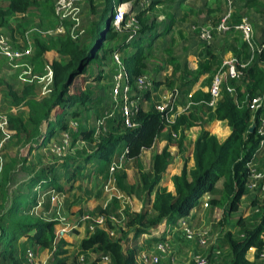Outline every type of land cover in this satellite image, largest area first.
<instances>
[{
  "label": "trees",
  "instance_id": "obj_1",
  "mask_svg": "<svg viewBox=\"0 0 264 264\" xmlns=\"http://www.w3.org/2000/svg\"><path fill=\"white\" fill-rule=\"evenodd\" d=\"M138 0H116L113 4L107 0L106 12H109L105 29L100 32L94 42L88 46H83L80 42L73 40L68 32L64 34H54L47 38L36 36L34 38V54L30 57V62L39 67L43 63L50 65L52 70V85L50 92L42 97H38L35 92L34 83L23 86L20 92L7 85L10 104L17 108L16 113L9 114L7 120V132L9 136L15 138L16 144L33 151L35 147L46 143L58 130L67 128L66 111L67 107L75 104L88 108L97 102L93 98L89 88L70 93L74 78L86 72V68L91 63L99 64L101 58L98 53L106 50V43L117 38V31L111 24L114 7L120 3ZM111 2V5H110ZM159 0H152L149 6L136 13V18L140 24L139 34L141 37L131 42L119 44L114 48L126 49L135 48V51L125 55L122 61L130 76L140 75L145 67V53L143 51L144 37L154 39L159 34L152 32L156 27L153 20L147 15L152 7ZM256 0H247L246 4L255 7ZM110 7V8H108ZM31 9H37L41 14H54L53 0H8L6 6H0V26L7 27L9 21L17 13L27 14ZM21 19L18 27L26 21ZM97 25V24H96ZM169 30V27L165 31ZM143 35V39H142ZM151 42L149 43L150 46ZM54 50L58 59L48 57L47 52ZM210 54L213 59L214 55ZM234 54L238 60L246 61L250 57L248 45L241 41L238 48L234 49ZM258 61H264V51H255L252 62L245 68H241L244 74L242 80L230 79L228 84L235 87V96L228 93L225 88L222 90L221 98L216 107L210 113L209 119L225 120L230 127L229 136L219 141L218 138L205 130L202 126L198 136L193 142L192 158L193 165L187 167V159L179 174L171 177L174 191H168L165 187L159 186L162 174L170 163L171 154L168 146L152 157L151 169L146 171L140 160L143 149L149 148L154 143L159 133L167 126L164 114L157 111L153 106L147 110L139 107L134 117L136 126L133 128L122 127L121 121L117 125H111L108 132L100 134L95 144L96 151L91 157L101 160L103 168L111 162L114 154L119 148L124 149V157L135 160L139 171L140 188L143 193L151 194L154 198L151 204L153 213L147 211L128 212L127 228L134 231V236L145 232L148 228L160 224L163 220L174 223L178 218L187 216L190 210L198 205L201 196L206 192H214L216 184L221 181L220 196L211 198L210 205L219 206L223 209L225 216L238 210L241 198L247 193L246 182L249 178L248 164L255 154L259 141L264 135L257 133L256 127L249 131L252 123H258L259 116H264V105L254 115L251 120V113L247 103L250 97L264 89V70L258 65ZM211 61L207 60L194 71L185 69L186 75L193 77L186 82L185 89L189 90L192 83L198 76L211 68ZM40 70V69H39ZM173 82H169L172 85ZM187 93V91H186ZM209 94L200 90L192 94L193 100H206ZM59 108L55 113V118L50 117L53 110ZM75 116L77 112H71ZM197 116L193 112L176 116L171 129L177 133L176 145L181 153L184 152L185 128L196 125ZM46 123V130L42 132V125ZM83 141H94V130H78ZM171 138V136H169ZM169 138L168 142H171ZM68 157V156H67ZM70 158V157H69ZM86 159V158H85ZM84 159V160H85ZM26 161V156L16 155L9 157L0 169V264H21L28 246H33L38 250H53V259L49 264H80L74 258L68 261L67 250L63 248L66 244L64 239L54 243L55 224L53 220H43L33 215L29 207L35 204L34 197H31V190L37 185L49 186L57 192L63 190V186L54 178L46 176L44 170L36 171L23 184L25 189L18 190L10 197V183L12 174L19 164ZM72 165L69 160L63 162L62 166L68 168ZM82 166H73L74 171H78ZM52 172L51 169L47 171ZM119 184L125 180V173L118 172ZM134 185H132V188ZM255 199L252 204H256ZM257 223H249L245 218L239 217L235 224L238 226V233L234 234L226 230L223 234V241L229 250V260L227 264H256L255 260L247 258L248 250L253 247L255 255L264 247V206L259 212ZM80 250L92 251L96 254L89 264H98L103 256L108 257V264H136L135 250L124 249L122 238H111L102 230L97 229L90 235L84 237L79 244Z\"/></svg>",
  "mask_w": 264,
  "mask_h": 264
},
{
  "label": "rangeland",
  "instance_id": "obj_2",
  "mask_svg": "<svg viewBox=\"0 0 264 264\" xmlns=\"http://www.w3.org/2000/svg\"><path fill=\"white\" fill-rule=\"evenodd\" d=\"M111 1L114 4L116 0ZM145 1L146 0H144V2ZM171 1L172 0H165V2L163 1L164 3H162V6L154 5L152 9L147 13V15L150 17V21L153 20L155 22V25H157L156 29L158 30L163 28L159 27V24L162 21L168 20L166 14H170V11H173L174 9L175 3L170 4ZM235 1L237 2L236 8L238 9L240 7L239 1ZM256 1L257 2L255 3V7H252L253 12H256V14H254L253 17H249V20L251 21L253 27L261 28V26L263 27L264 24V0ZM151 2L152 0H149V3ZM240 2L244 3L245 1L243 0ZM7 3L8 0H0V6H6ZM202 3L203 0H188V3H184L186 4L185 6L191 8L192 11L196 10L195 13H185V15H188V17L191 19L190 25H196L197 23L202 22L204 18L203 16L205 15L207 16L205 22H208L211 25H216L221 16L225 14V11L223 12L219 8H214L211 10L209 9V11L211 12L208 11L207 13H203L204 9H198L199 4ZM247 4L245 6H247ZM82 8L83 24L87 29V36L80 41V44L83 46H88L92 42H94L97 35L105 29L110 9H108V13L105 11L107 8V0H86ZM132 8L135 12L143 10V6H139V4L132 5ZM206 9L208 10V8ZM25 18L27 20L18 29L19 31L21 30L22 33L26 28L32 25L39 27L43 31H46L47 28L54 27L56 22L58 24V21L53 13L41 14L37 9H31ZM13 23L16 24L17 20H14ZM7 27L9 29H12L10 27V24ZM139 30L140 29H138L136 32V37H133L130 40H128V35L133 31L132 26L127 30H123V32H118L117 38L114 41L105 44V46L107 47V51H99L98 55L101 58L100 63L89 64L86 68L85 73L79 74L74 78L73 85L70 88V93H77L78 91L84 90V88H89L92 91L93 98L96 99L97 102L89 106L88 108L81 107L77 104L66 108V111L68 113L65 117L67 120V128H69L71 144L65 156H58L51 150V145L53 143L57 144L61 142L63 130L56 131L50 140H48L44 144H41L40 146L35 147L33 151H28L27 148L21 147L19 144H16V140L5 141L0 147V156L4 158V160L8 159V157L10 156L19 154L21 156H26V161L19 164L16 171L12 174L9 189L10 197L12 194L20 190V188L24 190L25 187L23 186L24 182L22 180H28V178H30V176H32L36 171L44 170L47 177L52 179L54 178V180H56L59 184L65 186V190L57 192V190L49 186L39 184L37 185L39 186L38 188L37 186L35 187L37 188V190L33 189L30 192L31 197H34L36 205H33V207H29V211L33 215L40 217L43 220L55 221V227L60 222L70 224L71 222L78 221L79 217L83 213L89 212V209L86 207H82V210L78 207L82 206L83 201L85 202L88 199L95 200L97 202L93 207V211L89 213L114 214L117 218H119V220L124 222L125 225L129 219L127 216V211L141 212L145 211L149 206L147 195L143 194L140 188L139 171L135 160H125V158H122L123 162L121 160L122 163L120 162L118 167L115 168L113 172H109V175L111 173L112 174L110 175V177L106 178V172H104L106 171V168H103V165H100L99 170L97 172H94V168H96L98 164H102L101 160L96 157H91L92 154H94V152L96 151L95 144L99 135L108 132V130L111 128V125H117L118 123H120L121 119L119 110L115 106V102L112 101V96L110 94L113 81L112 74L113 72H115V65L113 64L112 54L117 49L109 50V48H114L119 44L131 42L135 39L138 40L141 37V34H139ZM4 31L7 34L9 33L6 29H4ZM197 34V30L191 31L190 29L189 31H186L185 37L183 39L178 38L177 35L173 39H169L167 37L161 40L157 38L150 40L147 39L148 37L145 35L144 43H142L144 44L143 51L145 53V67L141 70L142 75L145 74L154 82H160L163 87H166L168 89L174 86L182 89V87L184 86L183 82L189 80L191 76L185 74V67L176 63V56H186L190 61L188 63L191 66V62H202V60L206 57V53H200L201 50L204 52H207V50H209L210 52H213L215 54V58L212 62L214 73V71H217L222 67V61L224 58H226L225 60H227L234 57L231 49L233 48L234 44H237L241 40L239 34L236 32L223 37H218L215 34L212 44L206 45L199 42ZM36 36H39V34H33L32 38L34 39ZM47 37L48 36H43L41 38ZM150 42L151 44L149 46ZM118 51L122 59L125 53L130 54L135 51V48H132L130 46L126 49H119ZM171 52L173 55H171ZM191 52H193V55L191 54ZM43 68L44 69L42 70V73L44 72L45 74V63H43ZM2 77L0 79H2ZM6 78L9 80L8 82L9 84L11 83L13 88L18 91L21 89V85L12 78L11 74ZM170 81L173 82L172 85L169 84ZM4 82L7 81L4 80ZM138 102L139 106L142 109H149L151 106L159 102V97L157 95H154L152 98H149L147 100V103H144L143 93L141 92ZM10 106L11 104L9 103V100L2 99L0 103V112H2V114L4 115L12 114L13 112L9 111ZM58 111H60L59 108L53 110L50 117L54 119L55 113H57ZM71 112L77 113L75 116H72ZM199 115L201 116V119H204L203 115H205L206 120H208L210 113H208L207 110H200ZM98 120H102V123H100V125L97 123ZM197 120L198 118L196 119V121ZM69 121H72L73 123L75 122L76 125L70 128ZM42 129L46 130L45 125L42 126ZM82 129H93L95 140L82 142V135L81 133H78V130ZM0 138H2L1 132ZM158 139H160V137H158ZM170 139L171 142L169 143H176L177 136H175V138L171 137ZM121 148H119V151L121 150ZM187 150L188 148L185 147L183 153V155L185 156H181L183 158V161H185V157H187ZM117 153V155L121 154L119 152ZM66 160H69V162L72 163V165L68 168L62 166L63 162H65ZM140 160L142 162V165L144 162L147 168L150 166V161L146 158H143V153ZM77 164L83 166V169L74 171L73 166ZM189 164L191 163L189 162V160H187V167L190 166ZM47 169H51L52 172H50V170L48 172ZM126 169L128 171H126ZM120 171H123L125 173V180H122L123 182H121V184H119L116 175ZM132 185H134L133 188ZM217 191L218 190L215 189L214 192L216 193ZM47 192H51V194L49 193V195ZM50 196H54L53 199H51ZM210 197L212 198L211 195ZM254 200L241 201L238 210L229 213L228 216H225L223 214V211H221L220 219L216 222V224H214V226H223V229L225 231L230 229L233 230V227H231L230 225L231 222L235 224L236 220L241 217L242 214H244L246 211H249V215L247 217L241 218L247 219L249 223H257L258 215L255 214L250 208ZM255 202H258V199ZM210 213L211 214L205 219V224L209 223L210 220L214 221L215 219L212 217V212ZM124 231L122 230L119 232L118 238L122 236V232ZM237 233L238 229L234 231V234ZM79 242L78 240H76L72 244L74 246H77ZM28 247L32 246L29 245ZM70 250V253L67 254L68 261H72L74 258L79 261V257L75 256L77 248H70ZM47 253L49 254L46 259L49 263H51L53 258V250H49ZM226 258L227 255H223V262Z\"/></svg>",
  "mask_w": 264,
  "mask_h": 264
},
{
  "label": "built area",
  "instance_id": "obj_3",
  "mask_svg": "<svg viewBox=\"0 0 264 264\" xmlns=\"http://www.w3.org/2000/svg\"><path fill=\"white\" fill-rule=\"evenodd\" d=\"M86 0H54L53 10L54 15L58 21L57 26L54 29L43 31L37 26H29L23 31L22 41H20L19 47H14L10 36L4 31V27L0 26V56L6 59L8 68L15 71L17 78L20 82L26 84H33L41 82L38 89L37 96L42 97L47 95L51 90L52 85V70L49 64L45 63L46 72L42 76H38L33 71V64L30 62V57L34 54V39L33 34H39L41 37L50 36L54 34H64L66 31L69 36L80 42L87 36V29L83 24L82 7ZM227 10L225 14L221 16L219 21L215 25V29L218 33H224L231 29L238 30L243 41L248 45L250 57L246 61L238 60L236 57H232L224 61L222 67L217 70L213 75L209 87H208V99L204 100L206 106L211 109L216 107L218 100L221 98L223 88L233 96H235V87L228 84L230 79L242 80L244 74L241 68H245L249 63L252 62L255 51L258 53L264 51V39L257 41L254 37L253 27L247 17H242L239 22L231 23L230 16L233 12L234 0H226ZM144 9L149 6V1H138L136 3L124 2L118 4L112 13V25L114 30L117 32H123L132 26V33L128 35V40L136 37V32L140 29V24L136 18V13L132 5L141 4ZM23 13H17L15 16H23ZM199 37L204 42H210L211 40V29L209 27H202L199 32ZM112 60L115 65V72L113 75L112 87L110 94L112 101L115 102V106L118 108L121 116V126L133 128L136 126L134 117L139 110V99L140 93L153 89V81L144 75L130 76L125 68V65L119 55L118 51H114L112 54ZM258 65L264 70V61H258ZM224 67V69H223ZM43 83V84H42ZM179 90L178 88L171 89L166 96H164L157 104L154 105L155 109L164 114V119L167 124L173 123L175 119V113L178 111L176 101L178 99ZM191 95H188L190 98ZM192 104L189 100L186 108ZM264 105V89L257 92L254 96L250 97L247 103L248 109L251 113V120L254 119L255 113ZM6 120V117H4ZM97 123L100 125L102 120H98ZM256 124L257 133L264 135V116L260 115L258 123ZM70 128L74 127L76 123L69 121ZM253 124V123H252ZM7 132V129H5ZM84 142V141H82ZM71 144L69 136V128L62 131V138L60 143H53L51 150L58 156H65L67 150ZM264 148V137L260 139L257 150L253 157ZM125 152L121 155L124 157ZM252 157V158H253ZM120 163L112 162L109 166V172H113ZM249 167V178L246 182V194L253 195L254 199H258L256 204H251V210L253 212H259L260 208L264 206V172L259 171L253 167L251 161L248 164ZM112 174V173H111ZM110 174V175H111ZM36 187V186H35ZM33 188L37 190V188ZM52 191V190H51ZM48 194L51 192H47ZM53 193V192H52ZM49 194V195H50ZM53 195V194H52ZM201 205L208 207L210 205L209 200L211 199L208 192L204 193ZM53 199L54 196H50ZM252 199V200H254ZM261 201V202H259ZM79 220L82 224H85L88 231L87 235H90L97 229L104 230L109 237L117 239L120 231L126 229L124 222L119 220L114 214H91L89 212L83 213ZM72 229L67 223H58L55 227V238L54 243H57L63 235ZM178 229L182 232L186 240H195L197 245L201 248H208L212 244L210 252L197 251L192 254V264H224L222 249L220 244L213 243L212 234L209 227H193L183 217L178 221ZM156 249L158 252L164 254L168 250V244L160 242L157 244ZM251 249V248H250ZM249 249V250H250ZM54 250V249H53ZM255 249L250 256V260H255L256 264H264V247L258 252V256L255 255ZM138 258L149 260L150 262L157 264L161 258L158 255H152L150 257L145 254H139ZM249 259V258H248ZM79 260L82 261L83 257L79 256ZM102 261H108L107 256H103ZM21 264H43L37 259L34 250L30 247L26 249L24 259Z\"/></svg>",
  "mask_w": 264,
  "mask_h": 264
},
{
  "label": "crops",
  "instance_id": "obj_4",
  "mask_svg": "<svg viewBox=\"0 0 264 264\" xmlns=\"http://www.w3.org/2000/svg\"><path fill=\"white\" fill-rule=\"evenodd\" d=\"M138 1L140 2V1H144V0H138ZM147 1H149V0H147ZM163 1L165 2V0H159V2L157 4H155V6H158V5L162 6V3H164ZM238 1L240 4V7L237 9L236 8L237 2L234 0L233 12L230 16V22L231 23L239 22L242 17H247L249 19V17H253V15L256 14V12H253V8L251 6L250 7L248 5L245 6L246 5L245 3L247 0H244L245 1L244 3L240 2L243 0H238ZM173 3H175L173 11H170V14H166L168 17V20L162 21L159 24V27H163V28L158 30L155 27L154 30L152 31V32H155L156 34H159L155 38H157L159 40L165 39L167 37L169 39H173L174 37H176L178 35L177 36L178 38L183 39L185 37L186 31H189L191 29V31L197 30L198 31L197 37H198L199 42L207 45V44H212L215 34L218 37H220V36L223 37L226 35H231L232 33L236 32L239 34V36L241 38V40L237 44H234L233 48L231 49L233 52V56L236 57L234 54V49H237L240 42L243 41L242 35L238 30L231 29V30L226 31L222 34L218 33L215 29V25H211L210 23L205 22L206 17H207L205 14H203L205 16L202 15L204 17L202 22L197 23L196 25L195 24L190 25L191 19L188 17V15H185V13H188V14H190L192 12L195 13L196 10L192 11L191 8H189L188 6H185L186 4H184V3H188V0H172L170 2V4H173ZM139 6H141V4H139ZM193 7H195V6H193ZM198 7H199L198 9H204L203 13H207L209 11V9L211 10L214 8H219V9H221V11L226 12L227 2H226V0H203V3L199 4ZM206 8H208V10ZM143 10H144V4H143ZM256 10H257V8H256ZM209 12H211V11H209ZM147 13H148V11H147ZM27 14H24L23 16H14L9 21L10 27L12 29H9L8 27H4V29L8 30V32H9L8 35L10 36V39L12 40V44L14 47H19L20 43H21L20 41H22V34L23 33L21 32V30L20 31L18 30L19 29L18 23L21 21V19L25 18L27 16ZM14 20H17L16 24L13 23ZM56 26H57V22H56L54 27L47 28L46 30L54 29ZM204 26L209 27L211 29V40H210V42H204L199 37V32H200L201 28ZM167 27H169V30L165 31V29ZM252 27H253V25H252ZM253 32H254V37L256 38L257 41L264 39V24H263V27L261 26V28L260 27H253ZM208 51L209 50H207V52H204L201 50L200 53H204V54L206 53V57L202 60V62H198V61L197 62H191V66L188 63L190 61L188 60V58L186 56H184V57L183 56H181V57H179V56L175 57L174 56L176 59V63L178 65H182L183 67H185L184 70L187 69L190 71L196 70L200 64L205 63V61H207V60L211 61L210 62L211 68L209 69V71H206V72L200 74L198 76L197 80L192 83L189 90L185 89L184 82H186V81L183 82L184 86L182 87V89H179L177 86H174V87L168 89L166 87H163L160 84V82H154L152 80L153 81V89L149 90V91H145L143 93V102L144 103H147V100L149 98H152L154 95H157L159 97V101H160L164 96H166L168 94V92L171 89L176 87L179 90V95H178V99L176 101V106H177L178 111L175 113V116H178V115L183 114V113L189 114L190 112H193L195 114V116H197L198 120L196 121V125L185 128V130H184L185 131L184 146L188 148L187 157H185V159L189 160V162L191 163V164H189L190 166H188V168L193 165V158H192L193 142L196 139V137L198 136L202 126L205 130H207L211 134H214L218 138L219 141L225 140L231 132V129L227 125L225 120H217L214 118L209 119V117H208V120H206L205 115H203L204 119H201V116L199 115L200 110H207L208 113H211L213 111V109H211L205 105L204 99L196 101V100H193L191 98L192 94L197 90H200L203 93L208 94V87H209L210 81H211L213 75L217 72V71H214V73H213V68H212V62H213V59L215 58V54L213 52L209 51L211 54L214 55V58L211 59ZM191 54L193 55V52H191ZM119 55H120V53H119ZM171 55H173L172 52H171ZM185 55H187V54H185ZM200 55H202V54H200ZM47 56L53 57L54 59H58V55H57L56 51H54V50L48 51ZM225 59L226 58H224L223 61ZM223 61H222V64H223ZM32 64H33V71L36 73V75H38V76L44 75V72L42 73V70L44 69L43 65L41 67H39L37 64H34V63H32ZM10 74L12 75V78L15 79V81H17L21 85V89L23 88V86L27 85L26 83H22L18 80L16 72L10 70L6 64V59L3 56H0V78L3 76L2 79H0V103H1L2 99L9 100V103H10L7 85H11V83L9 84V82H8L9 80L6 78ZM113 75H114V72L112 74V78H113ZM140 75H142V73ZM143 75L146 76L145 74H143ZM190 76H191V78L193 77L192 75H190ZM3 79L6 80L7 82H4ZM40 85H41V82L34 83L36 93L38 92ZM5 88H6V90H5ZM13 89L16 90L15 88H13ZM20 90L19 91L16 90V91L20 92ZM186 91H187V93H186ZM188 95H191L190 98L188 97ZM189 100L192 101V104L190 106H188V108H186V105H187ZM16 110H17V108L15 106H12V105L10 106L9 111L16 113ZM143 110H147V109L143 108ZM7 116L8 115H4V114H2V112H0V132L2 133V138H0L1 139L0 140V147L2 146L3 142H5V141L15 140V138H12L11 136H9L5 132V129H7V120H5L4 117H7ZM43 125H45V129H46V123H44ZM170 125L171 124H167V126L159 133V135L157 136V138L155 139V141L151 147L143 149V151L140 154V159H141V155L143 153V158H146L150 161V164H149L150 166L148 168L145 166V163L143 162L144 170L148 171L151 169V162H152L153 155L161 152V150L165 146H168V150L171 154V162L167 165L165 172L162 174L161 180L159 182V186L165 187L168 191L173 192L174 186H173V182L171 180V177L174 174L180 173V171L184 165V161H183V158L181 156H185V155H183L184 152L181 153L179 151L176 143H174V142L169 143L168 142L169 136H171L172 138H175V136H177V138H178L177 133H175L171 129ZM41 129H42V127H41ZM42 132H45V130L42 129ZM165 132H166V134H165ZM158 137H160V139H158ZM123 151H124V149H121L120 151L118 150L117 152H119L121 154L120 155H117L118 153L114 154L111 162L107 165V167H105L106 171H104V172H106V178L110 177L109 166L112 162L120 163L121 160L123 162V159L121 158ZM14 156H16V155H14ZM14 156H10V157H14ZM123 158H125V157H123ZM7 160L8 159L4 160V158H2L0 156V169H1V166ZM125 160H129V159L125 158ZM251 163H252L253 167L258 169L259 171L264 172V148H262V150H260L252 158ZM100 165H102V164H98L96 166V168H94V172H97L99 170ZM82 169H83V166H82L81 170ZM126 171H128V170L126 169ZM127 178H128V176H127ZM22 181L25 183L27 181V179H24ZM215 189L218 190L216 193L215 192H208V194H210L212 196V198H218L220 196L221 181H219L216 184ZM63 190H65V186H63ZM154 192L155 191L151 192V194L143 193V194L147 195V198L149 200V204H148L149 209L147 208L145 210L148 212V214L153 213L152 208H151V204H152V201L154 198ZM203 198H204V196L203 197L201 196L198 205L193 207L190 210L189 214L187 216H184L183 218L193 227L206 226V227L210 228L213 243L220 244L221 249H222V255H227V258L224 261V264H227L228 260H229V250H228L227 245L223 241V234L225 232V230L223 229L224 227L223 226H221V227L214 226V224H216V222L220 219L221 211H223V209L219 206H212V205H209L208 207H203L201 205V201L203 200ZM252 199H254L253 195L244 194L241 198V201H244V200L252 201ZM96 203L97 202L95 200L88 199L85 202L83 201L82 206H78V207L81 210L84 207H86L89 209L88 211L91 212V211H93V209H94L93 207ZM83 212H85V211H83ZM210 212H212V217L215 219H214V221L210 220L209 223L205 224V222H206L205 219H206V217H208L211 214ZM223 214H224V211H223ZM248 215H249V211H246L244 214H242L241 217H247ZM180 218H182V217H180ZM180 218H178L174 223H170V222H167L166 220H163L160 224L148 228L145 232L141 233L138 236H134V231L130 228H127V226H126V229H125L126 231L122 232V236H121L123 248L135 250L136 264H154V263L150 262L149 260L138 258L139 254H145L148 257H150L152 255H158L159 254L161 256V258L157 264H192L191 254H193L197 251L210 252L212 247L215 246V244H212L208 248H201L197 245L195 240H190V241L186 240L184 238L182 232L178 229V221ZM226 222H228V221H226ZM69 225L72 226V229L69 232L65 233L63 235V237L61 238V239H64L66 241V244L63 246V248H65L67 250L66 255L70 253V251H71L70 248L72 249V248L76 247L77 251L75 253V256H77V257L82 256L83 257L82 262L79 260L80 261L79 263L80 264H89L95 258V253L92 251H86V252L81 251L80 247H79V244H80L79 241H81L88 234L85 224H82L80 222V220H78L75 222H71ZM230 225H231V227H233L232 228L233 230L230 229V231L232 233H234V231L236 229H239L238 226L236 224H234L233 222H231ZM76 240H78L79 244L77 246H74L72 243ZM160 242H165L168 244V250L164 254L158 252L156 249L157 244H159ZM30 248H32L34 250L38 260L42 261L43 264H49L48 260L46 259V257H48V254H49V253H47L49 251V249L38 250V249L34 248L33 246ZM253 250H254L253 247H251V249L248 250L247 258L250 259V256L253 253ZM98 264H108V261H102L101 260L98 262Z\"/></svg>",
  "mask_w": 264,
  "mask_h": 264
},
{
  "label": "water",
  "instance_id": "obj_5",
  "mask_svg": "<svg viewBox=\"0 0 264 264\" xmlns=\"http://www.w3.org/2000/svg\"><path fill=\"white\" fill-rule=\"evenodd\" d=\"M107 21H108V19H107ZM255 127H256L255 123L251 124V126L249 127V131H253L255 129Z\"/></svg>",
  "mask_w": 264,
  "mask_h": 264
}]
</instances>
